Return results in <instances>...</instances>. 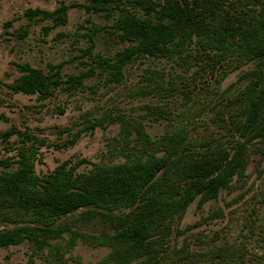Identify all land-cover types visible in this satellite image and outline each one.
Listing matches in <instances>:
<instances>
[{"label": "rangeland", "instance_id": "1", "mask_svg": "<svg viewBox=\"0 0 264 264\" xmlns=\"http://www.w3.org/2000/svg\"><path fill=\"white\" fill-rule=\"evenodd\" d=\"M133 1L110 0L105 9L88 10L84 6L91 0H0V174L17 168V147L27 136L43 142V161L36 166L41 177L63 163L87 172L93 164L124 162L140 145L131 129L136 123L153 140L180 130L189 140L211 146L238 138L235 128L244 120L239 95L247 84L243 74L251 65L236 55L204 51L194 38L173 57L134 58L119 81L99 61L113 60L130 45L120 39L115 21L119 8L134 10ZM229 1L240 2V7L245 2ZM63 4L68 6L65 24L54 26L52 18L33 13L55 12ZM23 64L59 76L60 85L46 99L14 92L10 85L22 75ZM71 76H82V84L72 87L67 83ZM9 130L15 133L4 138ZM258 148L243 176H235L217 198L202 206L195 200L175 221L170 250L186 246L204 254L229 247L242 264H264V154L262 145ZM86 210L94 209H78L54 223L62 229V237L52 241L59 244L60 256L50 247L36 251L24 242L0 248V264H115L104 262L110 246L81 236L68 246L74 232H114L115 222L98 211L83 215ZM128 212L123 208L112 215ZM29 224L30 215L11 212L9 219L0 217V230ZM209 262L196 256L172 264Z\"/></svg>", "mask_w": 264, "mask_h": 264}, {"label": "trees", "instance_id": "2", "mask_svg": "<svg viewBox=\"0 0 264 264\" xmlns=\"http://www.w3.org/2000/svg\"><path fill=\"white\" fill-rule=\"evenodd\" d=\"M91 1L84 6L88 10L105 9L104 3L110 0ZM132 3L140 10L119 8L115 21L120 39L130 45L113 60L99 61L119 81L124 67L134 58H170L182 53L194 38L204 51L212 49L224 57L236 55L251 65L243 74L247 84L239 95L244 120L235 128L238 138L211 146L189 140L180 130L153 140L144 126L136 123L131 129L140 145L132 148L124 162L93 164L87 172L63 163L41 177L36 166L43 161V142L27 136L17 147V168L0 174V217L9 219L11 212L30 215L31 224L0 230V248L29 242L36 251L50 247L60 256L59 244L52 241L62 237V229L54 223L78 209L93 208L83 215L98 211L115 222L114 232L98 236L74 232L68 246L73 247L79 236L110 246L106 263L130 264L141 259L142 264H172L203 256L209 264H242L229 247L198 254L186 246L170 250L169 241L175 221L191 203L198 199L202 206L217 198L235 176H243L251 154L261 145L264 154V0H245L242 7L240 2L232 5L229 0ZM67 9L63 4L55 12L33 13L52 18L57 26L67 22ZM20 68L22 75L10 85L14 92L46 99L61 83L59 76H50L30 64ZM82 81V76H71L67 83L77 87ZM126 129L132 131L130 124ZM14 133L9 130L4 138ZM123 208L129 212L112 215Z\"/></svg>", "mask_w": 264, "mask_h": 264}]
</instances>
